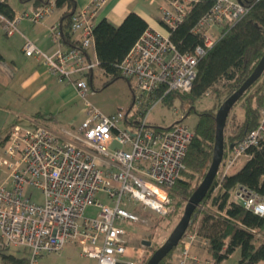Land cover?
I'll return each instance as SVG.
<instances>
[{
    "label": "built area",
    "instance_id": "obj_1",
    "mask_svg": "<svg viewBox=\"0 0 264 264\" xmlns=\"http://www.w3.org/2000/svg\"><path fill=\"white\" fill-rule=\"evenodd\" d=\"M197 1L162 0L159 11L164 30L147 28L119 63L120 76L137 93L133 98L137 113L106 115L87 99L92 93L87 78L98 67L97 59L88 54L94 28L90 17L104 0H93L72 15L70 32L78 39L66 50L58 25L49 28L55 45L51 54L24 41L26 57L41 61L57 81L73 85L83 101V119L60 133L35 120L29 128L11 126L0 158V167L7 171L0 184V248L22 251L27 264H37L43 254L58 253L67 244L78 245L89 264H146L149 257L128 246L127 233L120 224L124 220L144 222L137 211L159 218L173 212L169 189L185 168L193 138L190 127L181 123L155 131L148 116L155 106L163 105L167 94L191 90L198 60L248 11L240 0H214L192 29L203 45L191 53L180 52L170 33ZM51 11L52 4H43L11 19L0 14V23L11 35L21 20L37 23ZM261 143L264 109L257 126L222 157L213 192L224 175L248 158L247 150ZM30 189L39 191L40 202L31 199ZM231 198L264 219V196L239 186ZM88 207L98 209L96 217L84 216ZM196 242L195 233H184L174 249L176 264H214L192 252Z\"/></svg>",
    "mask_w": 264,
    "mask_h": 264
},
{
    "label": "trees",
    "instance_id": "obj_2",
    "mask_svg": "<svg viewBox=\"0 0 264 264\" xmlns=\"http://www.w3.org/2000/svg\"><path fill=\"white\" fill-rule=\"evenodd\" d=\"M240 1L248 8L247 13L229 27L223 37L198 60L196 78L191 90L188 93L167 94L163 98L164 106L171 107L176 99L192 105L202 98L205 92L216 91L214 87L220 81L226 82L225 87L231 94L251 74L264 53V0ZM213 2L214 0H198L191 3L183 22L171 31L170 39L180 52L191 53L197 45H203L200 35L194 33L192 29L202 15L210 9ZM63 4L71 8L73 0H55L56 7H61ZM0 14L7 19H11L14 15L6 0H0ZM73 14L72 8L63 14L65 24L60 29L62 42L70 46L75 43L71 39L70 32V20ZM147 28V23L134 12L128 13L118 26L112 25L105 19L94 26L93 45L98 67L109 78L103 87L121 78L119 63ZM87 82L89 83L88 78ZM89 85L91 86V83ZM254 87L257 89L254 94L255 100L252 102L248 93ZM241 100L244 120L238 126L237 132L228 137V141L224 136L223 156L231 145H236L259 122L260 111L264 109V71L238 101ZM189 114H194L196 120L190 128L193 138L184 159L185 168L169 189L173 212L160 218H169L184 207L211 162L215 135L214 113L186 111L183 117L173 124L181 123V120ZM38 118L36 117L37 120ZM153 128L159 131L162 127L154 126ZM4 141L5 138L0 143L3 145ZM247 154L248 158L240 167H236L233 172L221 178L220 186L215 192L213 188L217 181L216 179L213 181L206 197L195 209L185 231V233H195L197 242L194 246L202 245L200 247L209 256L205 260H210L214 264H221L235 250L239 251L236 264L264 263V219L246 210L231 198L233 191L239 186L264 196V143L250 147ZM193 179L198 180L195 186ZM8 251L9 249L0 248V264H27V258L23 252L22 255L16 256ZM173 252L174 249L159 264H165L172 257Z\"/></svg>",
    "mask_w": 264,
    "mask_h": 264
},
{
    "label": "crops",
    "instance_id": "obj_3",
    "mask_svg": "<svg viewBox=\"0 0 264 264\" xmlns=\"http://www.w3.org/2000/svg\"><path fill=\"white\" fill-rule=\"evenodd\" d=\"M91 1L93 0H73L71 7L73 13L88 7ZM6 2L8 3V0ZM43 4H52V11L47 17L37 23L21 20L17 25V31L11 35L5 33L0 23V89L3 91L2 94L12 93L13 105L20 106V115L31 118L30 124L34 120L39 121L54 132L60 133L63 128L68 127L67 124H73V119L69 114L79 100L76 90L73 85L54 79L41 61L26 57L22 46L25 40H29L41 51L48 54L53 53L55 45L51 41L49 28L58 25L61 29L65 24L62 16L71 8L66 4L56 7L55 0H13L11 4L8 3L14 15ZM161 4L162 0H104L101 7L91 15L90 20L94 26L102 19L118 26L128 13L134 12L147 23L149 29L161 31L164 30L160 24L159 6ZM71 36L73 41L78 39L76 34ZM62 48L66 50L69 45L62 42ZM88 54L90 58L96 59L94 45ZM92 75L88 77L89 83H92ZM79 115L82 121L83 114L80 110ZM36 117H39L38 120ZM237 167H240V164ZM101 195L99 194L98 198ZM200 249L203 250L199 245H195L192 252L197 254L201 260L207 259L209 256L205 250L202 252ZM20 252L22 255V251ZM63 252L68 262L72 260L78 262L83 259L82 264L90 263L80 255L76 244L65 245ZM225 261L226 259L221 264Z\"/></svg>",
    "mask_w": 264,
    "mask_h": 264
},
{
    "label": "rangeland",
    "instance_id": "obj_4",
    "mask_svg": "<svg viewBox=\"0 0 264 264\" xmlns=\"http://www.w3.org/2000/svg\"><path fill=\"white\" fill-rule=\"evenodd\" d=\"M13 0H8V3L11 4ZM92 83L90 90L92 93H89L87 99L88 101L97 108L100 112L106 115H111L117 111H139L137 103L133 102V98L137 95L136 92L130 87V83L127 82L124 78H118L111 84L106 87L103 85L108 81L106 77L99 68L93 70ZM263 79V77H262ZM226 82L220 81L214 88L216 91H209L207 96H203L194 104L190 105L188 102H182L181 100H175L174 104L171 107L164 105L155 106L148 116V121L151 125L155 127H168L178 119L183 117L186 111H208L215 114L219 105L230 95L229 90L225 87ZM14 90L13 87H10ZM257 88H252L248 97L253 102L255 99L254 94ZM2 89H0V142L6 137L9 133L12 124H18L23 127H31L30 117H24L26 115H20V106L15 107L12 93L5 92L2 94ZM193 107L192 109H190ZM79 110H83V101L79 99L77 103L71 110L69 114L70 118L73 119V124H67L66 126H77L81 121V116L79 115ZM262 110V109H261ZM261 112V111H260ZM83 114V113H82ZM69 118V119H70ZM71 119V120H72ZM76 120V122H75ZM196 116L194 114H189L185 119L181 120V124L187 125L192 128ZM244 120V110H243V101H238L233 108L231 109L225 129V138L228 141L233 133L237 132L238 126ZM3 156V145L0 143V158ZM244 160L241 161L240 166L243 164ZM7 177V171L0 167V184ZM198 180L193 179V185L197 184ZM7 186H10V182H7ZM31 193V199L35 202L41 201V194L37 190H28V193ZM102 201L104 196L99 198ZM129 211H132L131 208ZM137 211V210H135ZM183 208L180 209L177 213L172 214L169 218H159L151 213H143L137 211L136 213L144 220V222H135L124 220L120 226L126 231L127 235L125 240L128 246L133 250H139L142 254V257H150L152 254V249L161 246L170 232L173 230L177 222L179 221L182 215ZM98 209L94 207H88L84 211V216L88 218L96 217ZM149 241L151 243L150 247H146L142 244V241ZM200 247V245H199ZM201 248V247H200ZM64 249V248H63ZM63 249L58 253H48L43 254V256L38 260L37 264H82L81 260H72L68 262V259L63 256ZM202 252L203 250L200 249ZM16 256H20L21 252L16 251L14 248H10L9 251ZM239 259V251L235 250L231 255H229L224 264H236ZM65 260V262L63 261ZM177 255L174 251L172 257L167 260L165 264H176Z\"/></svg>",
    "mask_w": 264,
    "mask_h": 264
},
{
    "label": "water",
    "instance_id": "obj_5",
    "mask_svg": "<svg viewBox=\"0 0 264 264\" xmlns=\"http://www.w3.org/2000/svg\"><path fill=\"white\" fill-rule=\"evenodd\" d=\"M263 71L264 53L257 65L254 67L251 74L217 108L214 114L215 135L212 148V157L208 170L203 176L201 182L197 185L190 197L187 199L179 221L177 222L173 230L170 232L164 243L152 252L146 264H159L173 249L177 247L179 241L181 240L188 225L191 222V217L193 216L195 209L206 197L217 175L218 168L224 153L225 145L223 132L227 117L231 109L238 102L243 93L248 90V88H250L261 77ZM192 108L193 107H191L190 109ZM231 147L232 145L230 146V148ZM142 244L146 247L151 246V243L145 240L142 241Z\"/></svg>",
    "mask_w": 264,
    "mask_h": 264
}]
</instances>
